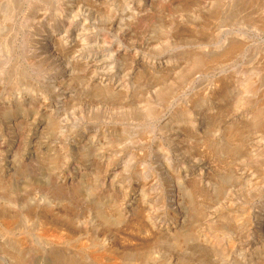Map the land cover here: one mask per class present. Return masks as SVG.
<instances>
[{"label":"rangeland","instance_id":"374dc122","mask_svg":"<svg viewBox=\"0 0 264 264\" xmlns=\"http://www.w3.org/2000/svg\"><path fill=\"white\" fill-rule=\"evenodd\" d=\"M263 75L264 0H0V264H264Z\"/></svg>","mask_w":264,"mask_h":264},{"label":"bare ground","instance_id":"6f19581e","mask_svg":"<svg viewBox=\"0 0 264 264\" xmlns=\"http://www.w3.org/2000/svg\"><path fill=\"white\" fill-rule=\"evenodd\" d=\"M43 2H45L46 0H42ZM36 5V4H35ZM35 5L33 6V7H35ZM37 7H39V6H37ZM34 9V8H33ZM69 9V8H68ZM32 15L33 16V13L32 12H29V15ZM30 18V17H29ZM32 18V17H31ZM30 18V19H31ZM245 20V19H244ZM28 23V22H27ZM28 25V24H27ZM31 25V24H30ZM32 26V25H31ZM201 36V35H200ZM53 44L56 46V47H58L59 49H61V46L59 45V41L57 40V41H55V42H53ZM240 47V44L238 43V42H235L234 44L232 43V45L230 44L229 45V47L225 50V52L227 53H232V52H234L236 49H238ZM233 54V53H232ZM193 57H195V56H193ZM229 60H230V58H229ZM197 62H200V61H192L191 62V64H190V66H189V68H188V70H191L192 69V67H196V64H197ZM198 65V64H197ZM177 67V66H176ZM249 67V66H248ZM254 67V66H253ZM198 68V67H197ZM261 68V67H260ZM177 69V68H176ZM200 69H201V67H200ZM250 69V68H249ZM246 70V69H245ZM242 72V70L240 71V73ZM253 72V71H252ZM256 71H254V73H255ZM193 73V72H192ZM251 74V73H250ZM188 75V74H187ZM180 76V75H179ZM182 76V75H181ZM180 76V77H181ZM184 76V75H183ZM182 76V77H183ZM259 76V75H258ZM264 76V75H263ZM181 77V78H182ZM185 77V79H186V77L187 76H184ZM247 77V76H246ZM252 78V77H251ZM254 78V77H253ZM258 78V77H257ZM261 78V77H260ZM184 79V78H183ZM183 79H181L182 81H183ZM255 79V78H254ZM253 79V80H254ZM245 80V79H244ZM258 80V79H257ZM181 81V82H182ZM186 80H184V82H185ZM250 80L248 79V82H249ZM255 81V80H254ZM245 83V82H244ZM251 83H252V79H251ZM253 83H255V82H253ZM246 85H248L247 83H246ZM258 85V84H257ZM263 86V85H262ZM171 87V86H170ZM244 87H245V84H244ZM249 87V86H248ZM172 88V87H171ZM165 89V88H164ZM163 89V90H164ZM233 89V88H232ZM254 89V88H253ZM166 90H168L169 91V89H166ZM171 91V90H170ZM253 90H251V92H252ZM254 91H255V89H254ZM256 91H257V89H256ZM165 93H163V95H164ZM255 94V93H254ZM256 95V94H255ZM253 96V95H252ZM257 96V95H256ZM259 96V95H258ZM250 98H251V96H250ZM250 98H248V99H250ZM253 98V97H252ZM247 99V98H246ZM255 100V99H254ZM104 101L107 103V104H110V105H114V104H116V105H118L117 103H120L121 104V106H123V105H127V104H129V102L128 103H126L125 101H124V99L122 98V97H120L119 95H114V97L113 98H103V103H104ZM248 101H251V99L250 100H248ZM247 101V102H248ZM101 102V101H100ZM249 103V102H248ZM260 104V103H259ZM258 105V104H257ZM262 105V104H261ZM107 106V105H106ZM120 106V107H121ZM132 106V105H131ZM130 106V107H131ZM111 107H113V106H111ZM115 107V106H114ZM126 107V106H125ZM116 108V107H115ZM123 108V107H122ZM262 108H264V107H262ZM110 109V108H109ZM139 110V109H138ZM177 110V109H176ZM152 111V110H151ZM263 112H264V110H262ZM260 109H259V107L257 108V111H256V113H255V115L257 116V115H260V114H262L263 112H262ZM180 113H181V111H180ZM182 113H184V112H182ZM148 114V113H147ZM175 114H177V113H175ZM179 114V113H178ZM181 115V114H180ZM174 116V115H173ZM178 117V116H177ZM173 118V117H172ZM256 121H257V119H256ZM228 131H229V133H228ZM262 131H264V130H262ZM227 133L229 134L228 135V137H229V139L230 138H235V135L238 133V129L236 128H232V127H229L228 129H227ZM239 134V133H238ZM237 139H239V137L237 138ZM241 140H242V138H241ZM233 141V140H232ZM239 142V141H238ZM244 144V143H243ZM235 145H237V144H235ZM240 145V144H239ZM209 146V145H208ZM229 146V145H228ZM236 147V146H235ZM241 147V146H240ZM233 148V147H232ZM214 149H215V147H214ZM213 149V147L211 146V144H210V148L208 149V152L210 151V153L212 152L213 153V151H215ZM217 149V148H216ZM229 149V148H228ZM224 150V149H223ZM241 150V149H240ZM217 151V150H216ZM215 151V153H217ZM227 151H229V150H227ZM231 151V153L232 154H234L235 153V149H231L230 150ZM246 151V150H245ZM262 152H264V151H262ZM207 154V153H206ZM235 154H237V153H235ZM264 154V153H263ZM217 155V154H216ZM252 156V155H251ZM229 157V156H228ZM226 159V158H225ZM232 159V158H231ZM254 159V158H253ZM264 162V161H263ZM226 164V163H225ZM229 169V168H228ZM255 178V177H254ZM231 179H232V176L228 173H226L225 174V176L223 175V178H221L220 179V181L222 182V184H224L225 185V183H229V181H231ZM219 181V182H220ZM237 181V180H236ZM245 181V180H244ZM182 182V181H181ZM180 182V183H181ZM220 182V183H221ZM235 182V181H234ZM244 183V182H243ZM177 184V183H176ZM183 184V183H182ZM184 185V184H183ZM238 185V184H237ZM243 186V185H242ZM184 189H185V187H184ZM187 189V188H186ZM185 189V190H186ZM193 191V190H192ZM192 194V193H191ZM190 194V195H191ZM194 196V195H193ZM192 197V196H191ZM7 227V226H6ZM46 230V231H45ZM44 230V234L46 235L47 233L50 235V236H53L54 238H59L58 236L59 235H57V233H53L52 234V232L50 231V233H49V231H47V229H45ZM231 243V242H230ZM104 255V253L103 252H100V253H97V257L98 258H101V256H103Z\"/></svg>","mask_w":264,"mask_h":264}]
</instances>
